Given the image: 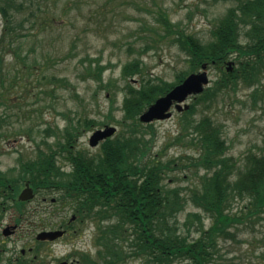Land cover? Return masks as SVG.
I'll return each instance as SVG.
<instances>
[{
    "label": "rangeland",
    "instance_id": "rangeland-1",
    "mask_svg": "<svg viewBox=\"0 0 264 264\" xmlns=\"http://www.w3.org/2000/svg\"><path fill=\"white\" fill-rule=\"evenodd\" d=\"M20 1L15 0L17 5L10 10L7 30L13 32L6 35L0 48V172L16 180L20 165L33 159L37 151H56L57 165L64 171L71 169L64 159L67 153L57 146L65 141L63 134L70 125L79 128L71 150L88 155L99 151L100 145L91 148L88 144L96 129L111 125L117 128L116 135L123 132V89L127 82L138 87L143 78L142 82L152 79L171 84L188 71L187 57L174 41L177 33L165 34L159 12H165L177 29L208 41L217 20L238 0H43L41 11L31 8L33 14L19 9ZM7 24L0 15V38ZM8 42L11 48L6 46ZM133 60H139L141 73L123 77V66ZM97 64L104 66L101 81L90 73ZM206 70L212 87L221 72L215 66ZM52 77L58 80L54 83ZM193 100L190 97L187 103ZM202 108L197 105L198 111ZM172 112L170 119L152 122V133L147 132L145 138L149 154L162 160L182 157L185 168L189 166L186 157L196 153L194 148L181 145L166 148L179 128V113ZM204 113L221 127L227 157L240 163L247 155L264 154V77L252 84L240 79L235 89L220 92ZM200 115L198 112L195 117ZM87 119L97 123L85 125ZM203 172L191 177L186 169L169 172L165 183L180 186L188 198ZM24 182L19 184V192ZM34 192V198L24 203L18 224L15 219L19 213L12 199L0 212V264H12L15 259L19 264H79L84 253L97 260L95 223L89 219L70 222L72 210L59 201L58 188ZM233 202L231 208L236 212L242 202ZM185 205L178 215L182 230L189 212L201 213L204 228L211 225L210 217L191 201ZM235 226L236 230L234 226L230 229L234 239H219L214 262L264 264V219ZM7 227L15 230L4 236ZM56 230L67 233L54 241L36 240L39 232ZM22 249L25 252L21 255ZM119 264L141 261L127 259Z\"/></svg>",
    "mask_w": 264,
    "mask_h": 264
},
{
    "label": "trees",
    "instance_id": "trees-1",
    "mask_svg": "<svg viewBox=\"0 0 264 264\" xmlns=\"http://www.w3.org/2000/svg\"><path fill=\"white\" fill-rule=\"evenodd\" d=\"M40 1L43 0H21L17 7L33 14L31 8L41 11ZM15 4V0H0V15L8 23L0 48L4 47L6 35L13 32L7 29ZM159 20L165 34L177 33L174 41L187 57L188 71L171 84L152 79L142 82L143 78L138 87L127 82L121 123L126 128L102 142L96 155L71 150L79 128L70 125L65 129V141L57 146L60 152L67 153L64 159L71 167L69 171L57 165L56 151L49 149L48 153L37 151L33 159L20 165L19 180L0 172V212L7 209L6 202L12 199L19 213L17 224L24 214V203L16 200L23 181L35 190L58 188L59 201L70 206L77 220L95 223L97 260L84 253L80 254L79 264H119L127 259L140 260L141 264H216L218 241L234 239L232 226L236 230L235 224L264 219V154L247 155L240 163L227 157L221 127L204 113L220 92L235 89L240 79L252 84L264 77V0H238L217 20L208 41L177 29L163 11L159 12ZM6 46L11 48V42ZM228 61L234 62L230 71L223 67ZM203 63L219 68L221 75L212 87L194 98L187 111L179 114L177 134L166 144V148H194L196 154L185 156L189 166L184 168L182 157L162 160L149 154L145 134L153 129L150 124L140 123L138 117ZM103 70L104 66L97 64L90 73L101 81ZM140 73L139 60L128 62L121 71L123 77ZM57 80L51 78L54 83ZM199 104L203 107L200 111ZM198 112L201 115L196 118ZM84 123L97 122L87 119ZM184 169L190 174L188 177L204 171L189 190L188 198L182 195L180 186L169 187L165 183L170 179L169 172ZM235 200L242 205L233 212ZM188 201L210 217L208 228H204L200 212H189L182 230L178 215Z\"/></svg>",
    "mask_w": 264,
    "mask_h": 264
},
{
    "label": "water",
    "instance_id": "water-1",
    "mask_svg": "<svg viewBox=\"0 0 264 264\" xmlns=\"http://www.w3.org/2000/svg\"><path fill=\"white\" fill-rule=\"evenodd\" d=\"M231 66V63H228ZM202 72L192 73L188 75L181 83L173 87L168 93L157 98L140 116L141 123L149 124L154 120L169 119L172 116L170 108L174 105L177 112L188 110V104H184L189 96H197L204 91V88L208 85L209 79L205 71L206 64L201 66ZM230 69V67H229ZM183 104V105H182ZM116 128L113 126H105L102 130H96L89 139V145L95 147L100 141L109 138L114 135ZM33 189L28 183H25L24 188L18 195V200L25 202L33 198ZM15 228L7 227L4 229L3 234L8 236L13 233ZM63 235V231H41L36 235V239L39 241L55 240ZM23 253V251H22ZM60 264H68L67 262H61Z\"/></svg>",
    "mask_w": 264,
    "mask_h": 264
},
{
    "label": "flooded vegetation",
    "instance_id": "flooded-vegetation-1",
    "mask_svg": "<svg viewBox=\"0 0 264 264\" xmlns=\"http://www.w3.org/2000/svg\"><path fill=\"white\" fill-rule=\"evenodd\" d=\"M10 187V186H9ZM72 221H74V220H71L70 222H72ZM70 222L69 223H67V225H69L70 226ZM19 264V261H18V259H15L14 260V262L12 263V264Z\"/></svg>",
    "mask_w": 264,
    "mask_h": 264
}]
</instances>
